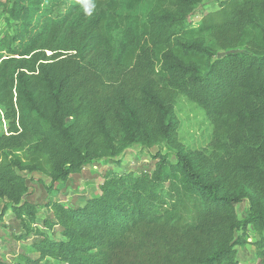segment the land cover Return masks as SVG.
I'll return each instance as SVG.
<instances>
[{"label":"trees","instance_id":"16d2710c","mask_svg":"<svg viewBox=\"0 0 264 264\" xmlns=\"http://www.w3.org/2000/svg\"><path fill=\"white\" fill-rule=\"evenodd\" d=\"M203 1L3 0L14 30L0 39V221L11 210L17 239L34 237L39 256L24 264H238L251 230L264 264V0H221L193 23ZM180 97L212 124L207 146L181 137ZM161 143L174 158L108 170L83 206L53 198L43 217L26 199L21 172L46 175L53 192Z\"/></svg>","mask_w":264,"mask_h":264},{"label":"rangeland","instance_id":"374dc122","mask_svg":"<svg viewBox=\"0 0 264 264\" xmlns=\"http://www.w3.org/2000/svg\"><path fill=\"white\" fill-rule=\"evenodd\" d=\"M220 1L204 0L196 13L191 17V21L197 23L204 13L218 9ZM13 30V21L5 11L3 0H0V39L6 33H12ZM223 53L221 51L219 54ZM176 110L181 127L180 135L184 142L191 147L207 146L213 127L202 109L186 98L180 97ZM2 116L0 112V133L6 130L5 121L2 120ZM158 151L167 153L170 158H174L173 152L162 143L152 149H147L141 145H133L114 160L96 162L84 167L80 173L72 175L68 181L55 183L53 192L49 190L51 179L46 175L39 172L32 174L21 172L27 178L30 187V193L26 199L40 206L43 217L51 216V212L45 208V205L53 198L73 208L83 206L90 197L100 192V184L104 180V175L108 170H114L118 173L134 171L135 174H139L142 171H152L157 162L154 155ZM116 160L120 163H117ZM3 205L4 202L0 200V210H2ZM248 208L249 202L247 200L236 205L239 218L243 219L246 217ZM50 218L53 220L52 217ZM22 232L23 228L20 221L15 218L11 210H8L3 221H0V264H24L19 259V256L22 254L32 256L34 259L38 258L37 252L28 251L27 249V244L34 237H31L28 242L17 239V236ZM47 232L52 238H62L59 226H54L53 229ZM256 238L257 234L254 230H251L248 233V242L242 246H237L238 264H253L256 261V249L253 245ZM40 264L62 263L47 258Z\"/></svg>","mask_w":264,"mask_h":264}]
</instances>
